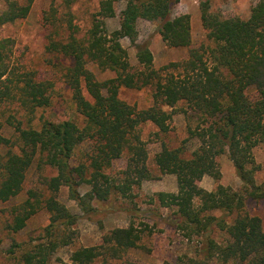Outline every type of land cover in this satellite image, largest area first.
Wrapping results in <instances>:
<instances>
[{"label":"trees","instance_id":"16d2710c","mask_svg":"<svg viewBox=\"0 0 264 264\" xmlns=\"http://www.w3.org/2000/svg\"><path fill=\"white\" fill-rule=\"evenodd\" d=\"M34 0H0V27L28 17ZM119 28L109 31L106 20L116 18ZM176 0H103L93 16L90 29L79 34L72 18L67 28L51 8L54 30L46 47L49 53L69 61L62 75L72 91L76 111L83 117L79 126L72 120L49 121L36 113L54 104V82L41 80L14 59L15 41L0 38V202H8L24 189L28 172L51 170L41 176V192L30 190L27 200L12 209L9 229L18 233L38 211L45 209L50 224L44 241L23 256L22 264H39L59 248L73 243L79 216L58 199L65 187L84 215L91 218L99 205L127 198L134 186L152 177L149 154L139 127L152 123L160 133L171 130L177 113L190 116L188 141L199 146L185 157L186 149H170L165 144L154 161L162 175H175L176 193L157 194L160 205L173 209L177 230L193 242L196 253L212 264H264V224L251 215L249 202H264V183L256 174V147L264 142V0L252 8L248 19L224 16L212 11L208 1L200 5L207 45L192 48L191 18L173 15ZM156 23L157 32L170 48H190L188 57L161 68L146 42H138V22ZM129 39L136 48L137 66L122 45ZM96 64L114 76L100 81L89 69ZM149 88L153 105L139 110L120 98L121 89ZM10 131L8 137L6 132ZM186 143V142H185ZM91 146L83 158L78 152ZM1 150H6L3 154ZM227 154L241 181L240 189L218 185L214 191L199 183L205 176L219 181L218 157ZM127 155V167L119 179L107 171L115 160ZM89 187L82 194L80 188ZM110 201V202H109ZM220 238V240H219ZM141 232L132 224L105 235L99 245L81 247L71 254L70 263L95 264L98 260H125L140 248ZM193 264L202 262L190 259ZM164 264H179L165 262Z\"/></svg>","mask_w":264,"mask_h":264},{"label":"rangeland","instance_id":"374dc122","mask_svg":"<svg viewBox=\"0 0 264 264\" xmlns=\"http://www.w3.org/2000/svg\"><path fill=\"white\" fill-rule=\"evenodd\" d=\"M26 3V0H19ZM103 0H34L31 11L27 18L18 20L13 24L0 27V38H11L15 41L14 59L26 70L33 71L41 80H51L55 84V101L48 109H41L36 113L35 126H38L41 118L49 121L72 120L79 126L84 123L83 117L76 111L72 101V91L63 82L62 75L69 61H62L46 50L50 37L54 34L50 19V11L55 7L56 17L61 20L63 28H67V21L72 18L73 24L79 29V34L84 35L91 26L93 16L99 11ZM208 1L212 11H219L224 16H238L248 19L252 8L259 0H176L173 15H190L192 27V48L202 44L207 45L206 32L201 21L200 5ZM4 5L0 4V9ZM116 18L107 19L109 31L119 28V12L124 4L116 5ZM156 23L144 20L138 22V42H146L154 56L155 67L161 68L171 62H178L188 57L190 48H170L162 40L157 32ZM122 45L128 50L131 64L137 66L136 48L129 39H123ZM100 81L112 78L111 72H103L96 64H89ZM120 98L137 109H148L153 105L151 90L121 89ZM192 113L184 115L177 113L171 122V130L167 134L159 132L152 123H144L139 127L141 139L146 142L149 154L148 168L152 177L134 186L127 198H119L112 201L111 206L99 205V209L91 218L84 215L78 204L69 196L67 188L63 187L58 199L79 219L74 230L73 243L68 247L59 248L56 253L47 260L38 259L39 264H59V261L70 263L73 251L81 247H92L99 245L105 235L116 228H128L134 225L142 234L140 248L129 251L125 260L138 264H164L165 262L179 264H193L190 259L209 264L196 253L197 240L189 242L184 235L177 230V217L173 209L164 208L157 199L161 192L176 193L178 183L175 175H162L155 165V155L161 151L165 144L170 149L184 147L185 157L189 158L191 153L199 146V141L193 139L188 141V127L195 126ZM6 135L11 136L7 131ZM186 142V143H185ZM89 145L81 147L78 156L83 158L90 150ZM6 150H1L5 153ZM255 160L260 165L256 174L259 184L264 183V142L255 149ZM221 178L219 181L210 176H205L199 185L214 191L218 185L240 189L239 180L233 163L227 154L217 159ZM127 167V155L115 160L107 171L112 177L119 179ZM51 170L39 171L32 168L25 181L23 191L8 202H0V264H22L23 256L31 252L34 246L44 241L45 228L50 224V215L43 209L38 211L26 223V227L14 233L9 229L13 221L11 211L13 208L23 204L28 198V192L33 190L41 192L43 182L41 176H53ZM89 187L80 188L82 194ZM110 202V201H109ZM248 210L251 215L258 216L264 224V202H249ZM220 240V238H219ZM95 264H123L121 260L103 262L98 260ZM216 264V263H212ZM219 264V263H218ZM221 264V263H220Z\"/></svg>","mask_w":264,"mask_h":264}]
</instances>
